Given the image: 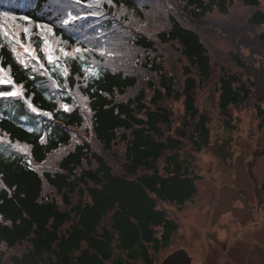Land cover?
I'll list each match as a JSON object with an SVG mask.
<instances>
[{
    "label": "trees",
    "instance_id": "1",
    "mask_svg": "<svg viewBox=\"0 0 264 264\" xmlns=\"http://www.w3.org/2000/svg\"><path fill=\"white\" fill-rule=\"evenodd\" d=\"M0 63V264H155L201 100L264 121V0H0Z\"/></svg>",
    "mask_w": 264,
    "mask_h": 264
},
{
    "label": "rangeland",
    "instance_id": "2",
    "mask_svg": "<svg viewBox=\"0 0 264 264\" xmlns=\"http://www.w3.org/2000/svg\"><path fill=\"white\" fill-rule=\"evenodd\" d=\"M217 102L218 100L216 104L210 103L207 97L201 100V106L208 119L209 143L197 153H192L188 149L181 154L185 162H188L192 174L198 176L196 193L188 204L175 208L184 218V222L180 220L183 223L180 226L181 231L179 228L174 235L176 241L171 243L166 252L189 242L190 246H187L189 252H193L197 247L200 249L207 247L202 243L206 242L204 237L198 235V240L197 234H203L208 228L199 230L203 222L208 223V220L204 219L210 216L209 210L206 211L210 202L229 200L230 196L224 195L226 190L231 192L239 187H247L244 177L245 166L256 152L264 148V129L257 128L259 118L252 107L247 104H229L221 108ZM237 175L240 176V182L235 178ZM221 192L223 196L219 199ZM220 228L226 229L227 226L223 225ZM166 252L161 251L155 264H161L162 258L167 256Z\"/></svg>",
    "mask_w": 264,
    "mask_h": 264
},
{
    "label": "flooded vegetation",
    "instance_id": "3",
    "mask_svg": "<svg viewBox=\"0 0 264 264\" xmlns=\"http://www.w3.org/2000/svg\"><path fill=\"white\" fill-rule=\"evenodd\" d=\"M257 124V128L264 129V122ZM245 168L248 186L226 190L224 195H229V200L211 201L206 210L210 216L204 220L208 223L203 222L199 230L208 228L198 233L197 239L203 236L206 242L202 243L207 247H197L193 252L187 248L190 242L178 247L186 250L190 264H264V148ZM235 178L240 182L239 175ZM221 196L222 192L219 199ZM223 225L227 228H220Z\"/></svg>",
    "mask_w": 264,
    "mask_h": 264
},
{
    "label": "water",
    "instance_id": "4",
    "mask_svg": "<svg viewBox=\"0 0 264 264\" xmlns=\"http://www.w3.org/2000/svg\"><path fill=\"white\" fill-rule=\"evenodd\" d=\"M191 258L183 248H178L169 253L163 260L162 264H190Z\"/></svg>",
    "mask_w": 264,
    "mask_h": 264
},
{
    "label": "snow or ice",
    "instance_id": "5",
    "mask_svg": "<svg viewBox=\"0 0 264 264\" xmlns=\"http://www.w3.org/2000/svg\"><path fill=\"white\" fill-rule=\"evenodd\" d=\"M109 2H111V0H109ZM11 19H15V17H12ZM22 19L27 20L28 18H27V17H24V18H22ZM28 22H29V24L31 23L30 20H29ZM36 26H37L38 28H41V29H48V31H51V29H49L48 25H46V24H45V25H40V24H38V25H36ZM23 31H24L25 33H27L28 29H27V28H24ZM45 43L47 44V41H45ZM76 51L78 52V51H80V50H79V49H76ZM48 59L51 60V56H49ZM0 83H11V79H10V78H8V79H0ZM17 94H18V90H17V91H13V92H9V93H0V95H17Z\"/></svg>",
    "mask_w": 264,
    "mask_h": 264
}]
</instances>
